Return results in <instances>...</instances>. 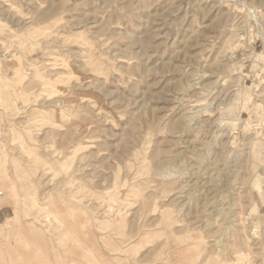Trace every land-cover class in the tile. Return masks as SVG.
<instances>
[{
	"label": "rangeland",
	"instance_id": "rangeland-1",
	"mask_svg": "<svg viewBox=\"0 0 264 264\" xmlns=\"http://www.w3.org/2000/svg\"><path fill=\"white\" fill-rule=\"evenodd\" d=\"M0 264H264V0H0Z\"/></svg>",
	"mask_w": 264,
	"mask_h": 264
}]
</instances>
